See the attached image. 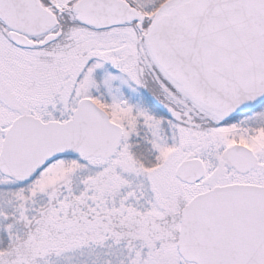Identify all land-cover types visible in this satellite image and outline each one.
<instances>
[{
  "label": "snow or ice",
  "instance_id": "obj_1",
  "mask_svg": "<svg viewBox=\"0 0 264 264\" xmlns=\"http://www.w3.org/2000/svg\"><path fill=\"white\" fill-rule=\"evenodd\" d=\"M0 264H264V0H0Z\"/></svg>",
  "mask_w": 264,
  "mask_h": 264
}]
</instances>
